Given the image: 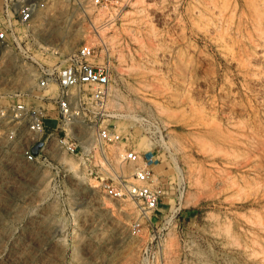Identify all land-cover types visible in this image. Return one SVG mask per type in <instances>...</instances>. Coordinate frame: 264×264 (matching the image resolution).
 I'll list each match as a JSON object with an SVG mask.
<instances>
[{
	"label": "rangeland",
	"instance_id": "obj_1",
	"mask_svg": "<svg viewBox=\"0 0 264 264\" xmlns=\"http://www.w3.org/2000/svg\"><path fill=\"white\" fill-rule=\"evenodd\" d=\"M64 15L56 39L80 33ZM103 35L118 54L111 121L159 157L164 202L132 235L134 202L95 179H130L122 145L107 162L51 147L29 163L23 128L0 123V264H264V0H133ZM16 67L0 55V105L37 92L3 86Z\"/></svg>",
	"mask_w": 264,
	"mask_h": 264
},
{
	"label": "built area",
	"instance_id": "obj_2",
	"mask_svg": "<svg viewBox=\"0 0 264 264\" xmlns=\"http://www.w3.org/2000/svg\"><path fill=\"white\" fill-rule=\"evenodd\" d=\"M132 1L0 0V55L12 56L17 63L3 86L37 89L0 105V123L23 128L21 155L29 163L46 160L51 147L81 162L90 161L98 150L107 162L103 148L122 145L118 157L132 166L130 179L111 174L95 179L110 198L134 202L138 216L130 230L137 235L164 202L166 182L155 171L159 157L152 149L132 146L111 121L120 115V80L112 68L118 54L112 52V42L103 33ZM61 11L65 30L78 31V35L54 38L53 20ZM51 110L55 124L47 129Z\"/></svg>",
	"mask_w": 264,
	"mask_h": 264
},
{
	"label": "crops",
	"instance_id": "obj_3",
	"mask_svg": "<svg viewBox=\"0 0 264 264\" xmlns=\"http://www.w3.org/2000/svg\"><path fill=\"white\" fill-rule=\"evenodd\" d=\"M49 108H52V106H49ZM54 117H55V111L54 110H51L50 111V117L48 118V119H52V120H54ZM47 119V120H48ZM47 127V126H46ZM47 129H48V127H47ZM166 189V188H165Z\"/></svg>",
	"mask_w": 264,
	"mask_h": 264
},
{
	"label": "water",
	"instance_id": "obj_4",
	"mask_svg": "<svg viewBox=\"0 0 264 264\" xmlns=\"http://www.w3.org/2000/svg\"><path fill=\"white\" fill-rule=\"evenodd\" d=\"M40 145H41V144L38 143V144H36V145L33 147V149H32L33 153H37V149H38V147H39Z\"/></svg>",
	"mask_w": 264,
	"mask_h": 264
}]
</instances>
